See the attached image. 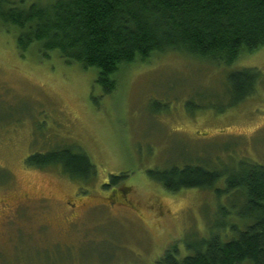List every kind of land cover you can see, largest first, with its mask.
<instances>
[{"label": "rangeland", "instance_id": "obj_1", "mask_svg": "<svg viewBox=\"0 0 264 264\" xmlns=\"http://www.w3.org/2000/svg\"><path fill=\"white\" fill-rule=\"evenodd\" d=\"M243 69L260 72L256 90L218 114L227 72ZM96 77L56 54L21 57L0 25V264H154L170 244L206 236L227 201L212 190L165 193L149 171L264 164V47L230 69L155 55L120 69L108 98ZM65 146L86 154L92 182L25 165Z\"/></svg>", "mask_w": 264, "mask_h": 264}, {"label": "trees", "instance_id": "obj_2", "mask_svg": "<svg viewBox=\"0 0 264 264\" xmlns=\"http://www.w3.org/2000/svg\"><path fill=\"white\" fill-rule=\"evenodd\" d=\"M0 25L16 35L21 57L35 49L44 60L56 54L66 65L95 69V86L108 98L118 89L120 69L148 64L155 55L176 52L230 69L264 47V0H0ZM258 82L257 70L227 72V103L218 114L245 101ZM25 165L59 167L81 183L96 177L86 154L68 146L29 156ZM208 166L148 172L165 193L212 190L218 201L238 208L232 215L218 204L206 236L170 244L154 264H264V164L242 159Z\"/></svg>", "mask_w": 264, "mask_h": 264}, {"label": "flooded vegetation", "instance_id": "obj_3", "mask_svg": "<svg viewBox=\"0 0 264 264\" xmlns=\"http://www.w3.org/2000/svg\"><path fill=\"white\" fill-rule=\"evenodd\" d=\"M73 211H74V208H73V205L71 204V205L69 206V212L72 213ZM40 255L42 256L41 253H40Z\"/></svg>", "mask_w": 264, "mask_h": 264}]
</instances>
